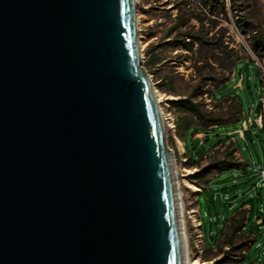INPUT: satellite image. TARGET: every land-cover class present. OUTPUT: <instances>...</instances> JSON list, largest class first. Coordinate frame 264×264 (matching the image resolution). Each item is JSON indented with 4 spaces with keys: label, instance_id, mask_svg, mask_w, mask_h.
Wrapping results in <instances>:
<instances>
[{
    "label": "water",
    "instance_id": "water-1",
    "mask_svg": "<svg viewBox=\"0 0 264 264\" xmlns=\"http://www.w3.org/2000/svg\"><path fill=\"white\" fill-rule=\"evenodd\" d=\"M134 0H0V264H184Z\"/></svg>",
    "mask_w": 264,
    "mask_h": 264
},
{
    "label": "rangeland",
    "instance_id": "rangeland-1",
    "mask_svg": "<svg viewBox=\"0 0 264 264\" xmlns=\"http://www.w3.org/2000/svg\"><path fill=\"white\" fill-rule=\"evenodd\" d=\"M223 4V8L212 10L202 0H135L137 39L142 67L158 95L166 145L174 160L190 263L214 264L218 258L214 249L217 238L230 229L231 216L248 206L245 228L257 240L241 264H264V227L256 224L257 219L264 224V193L253 190L258 180L254 170L264 167V130L254 123L248 125L243 139L233 132L243 121L260 115L259 100L263 95L260 67L264 70V53H255L252 44L256 39L264 41V0H223ZM184 34L194 38L189 51L171 46L173 42L180 43ZM231 72L232 79L214 89L216 81ZM238 82L239 88H234ZM193 92L203 93L197 100L213 113L230 107L228 103L217 102L234 98L241 105L242 118L238 123L206 132L189 131L188 154L194 160L201 158L203 167L221 159L224 152L230 153L228 142L234 140L246 162L244 169L232 168L199 180L193 178L196 168L181 163L180 157L185 153L179 145L182 130L175 129L179 116L169 102ZM211 92L216 102L209 98ZM191 125L196 126L197 121L193 119ZM198 133L208 135L202 144L198 142ZM191 134L196 139L192 140ZM192 220H196L195 224ZM198 221L200 226L194 228L192 225Z\"/></svg>",
    "mask_w": 264,
    "mask_h": 264
},
{
    "label": "trees",
    "instance_id": "trees-1",
    "mask_svg": "<svg viewBox=\"0 0 264 264\" xmlns=\"http://www.w3.org/2000/svg\"><path fill=\"white\" fill-rule=\"evenodd\" d=\"M204 4L210 6L212 10L218 7H224L223 0H202ZM185 22L180 24V27L184 26ZM171 34V31L166 35ZM194 38L188 34L183 35V40L180 43L173 42L171 43L172 47H181L186 51L191 50L192 42ZM252 50L255 53H264V41L258 39L253 41ZM154 62V59L152 60ZM231 73H228L222 79L216 81L215 88L227 83L230 79ZM203 93H190L188 96L178 98L169 102L171 109L177 116L179 120L175 124V129L178 131L182 129H192L195 132L201 130L207 131L218 126H223L227 124H234L240 119L241 110L240 106L235 102L234 98H230L223 102H217L220 104L228 103L230 107L223 111L219 109L217 113L208 112L204 108V104L197 99ZM209 98L213 101L212 92L209 93ZM215 102V101H214ZM197 121L196 126H192V120ZM192 135V134H191ZM179 136L180 133H179ZM222 144L218 143L216 146ZM228 146L232 148L230 153L224 152L221 159H215L213 162L206 164L205 166H200L201 158L198 160H191L187 157L186 166L190 168H196L197 171L193 175L194 179H203L210 174H217L232 168H241L242 164L238 161L235 156V148L232 143L228 142ZM186 155V154H185ZM187 156V155H186ZM232 156L230 160L229 157ZM198 184V183H194ZM238 214L239 218H236L235 215ZM247 212L245 210L239 209L232 216L230 221L232 222L230 229L226 233H220V236L217 238L214 249H217V259L214 261V264H241L248 250L256 242L257 238L252 232L248 231L245 228L246 225ZM228 219V220H229ZM211 248V247H210Z\"/></svg>",
    "mask_w": 264,
    "mask_h": 264
},
{
    "label": "built area",
    "instance_id": "built-area-1",
    "mask_svg": "<svg viewBox=\"0 0 264 264\" xmlns=\"http://www.w3.org/2000/svg\"><path fill=\"white\" fill-rule=\"evenodd\" d=\"M261 73H262V84H263V95L261 96L260 100H259V107H260V115L257 116L255 119H249L248 122H243L242 127L237 131V134L243 138L244 132L247 130L248 125H253L254 123L257 125L258 128L264 130V70L260 67ZM198 138V142L199 144L203 143V140L208 136L205 133H198L197 135ZM185 156V157H184ZM180 161L182 164H185L187 161L186 155L184 153V155L182 157H180ZM173 164H174V160H173ZM258 180L253 188V190H263L264 193V167L259 169V170H254ZM176 175V174H175ZM177 188H178V184H177ZM181 199V197H180ZM184 210L182 207V221H183V229H184V233H185V246H186V251H187V262L190 263L189 260V251H188V240H187V236H186V231H185V227H184ZM192 222L195 224L196 220H192ZM192 225L194 228H197L200 226V222L198 221L196 225ZM256 224L258 225H263L264 224L261 222V220L257 219L256 220ZM264 229V228H263ZM263 250H264V245H263Z\"/></svg>",
    "mask_w": 264,
    "mask_h": 264
},
{
    "label": "crops",
    "instance_id": "crops-1",
    "mask_svg": "<svg viewBox=\"0 0 264 264\" xmlns=\"http://www.w3.org/2000/svg\"><path fill=\"white\" fill-rule=\"evenodd\" d=\"M232 79V74H231V76H230V79H229V81ZM239 86H240V83L238 82V83H236L235 85H234V88H239ZM216 102V101H215ZM239 105V104H238ZM240 110H241V105H240ZM241 118H242V112H241V115H240V119H239V121L241 120ZM239 121H237L236 123H238ZM243 122H245V121H243ZM243 122L239 125V127H237V128H235L234 129V133L235 132H237L240 128H241V126L243 125ZM235 124V123H234ZM189 131H191V133L193 134L194 133V131L190 128L189 130L188 129H182V131H181V144H180V146H181V148H182V150L185 152V154L187 155V157L188 158H190L191 160H194V158H193V156L192 155H190V154H188V152H187V150H186V140H187V134H188V132ZM243 138H244V135H243ZM242 138V139H243ZM191 139L192 140H194V139H196L195 138V135L194 136H192L191 135ZM229 142L230 143H232V145H233V147L235 148V150H236V152H235V157L238 159V161L239 162H241V164H242V167L241 168H245L247 165H246V162L244 161V160H242V156L238 153V151H237V149H236V147H235V142H234V140H229ZM197 196V195H196ZM185 203L186 204H188L189 203V201H188V198H185ZM196 207H197V205H196ZM198 209V208H197ZM240 209H243V210H247L248 211V206H243L242 208H240ZM210 246V245H209Z\"/></svg>",
    "mask_w": 264,
    "mask_h": 264
},
{
    "label": "bare ground",
    "instance_id": "bare-ground-1",
    "mask_svg": "<svg viewBox=\"0 0 264 264\" xmlns=\"http://www.w3.org/2000/svg\"><path fill=\"white\" fill-rule=\"evenodd\" d=\"M135 2V0H134ZM155 93V97H156V101H158V95L156 94V92L154 91ZM180 145V143H179ZM172 161V166H173V174H174V177H175V180H174V184H175V187H176V192H177V199H178V205H179V218H180V224H181V234H182V245H183V256H184V264H193V263H188L187 262V251H186V246H185V233H184V229H183V222H182V213H181V199H180V192L177 188V181H176V175H175V172H174V164H173V158L171 159ZM191 189H195L193 186H190Z\"/></svg>",
    "mask_w": 264,
    "mask_h": 264
}]
</instances>
